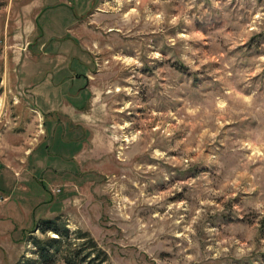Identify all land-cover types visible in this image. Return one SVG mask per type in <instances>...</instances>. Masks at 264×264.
<instances>
[{"label":"rangeland","instance_id":"374dc122","mask_svg":"<svg viewBox=\"0 0 264 264\" xmlns=\"http://www.w3.org/2000/svg\"><path fill=\"white\" fill-rule=\"evenodd\" d=\"M58 1L0 0V264L47 219L106 264H264V0ZM77 75L87 114L40 119Z\"/></svg>","mask_w":264,"mask_h":264},{"label":"trees","instance_id":"16d2710c","mask_svg":"<svg viewBox=\"0 0 264 264\" xmlns=\"http://www.w3.org/2000/svg\"><path fill=\"white\" fill-rule=\"evenodd\" d=\"M57 221V219H47L34 226V230H39L42 234L51 232L55 235V237L30 240L37 249L38 264H55L59 260H62L64 264H106L108 262L107 254L98 247L88 233L78 231L75 233L76 238L85 241L78 244L72 243L69 231L65 226H59Z\"/></svg>","mask_w":264,"mask_h":264},{"label":"crops","instance_id":"0c3cea01","mask_svg":"<svg viewBox=\"0 0 264 264\" xmlns=\"http://www.w3.org/2000/svg\"><path fill=\"white\" fill-rule=\"evenodd\" d=\"M58 2H60V4L63 3L62 5L67 4L68 6L72 5L71 3H73V2H69V1L66 2L64 0H59ZM43 7H45V4H44ZM50 7H53V4ZM79 8L82 9V5L80 7L77 6V9H75L76 10V15H79L78 14V9ZM73 10H74V8H73ZM71 13H72V10H71ZM68 19H70V17H68ZM75 19L76 18L73 16V20L71 22H69V27H71L75 23ZM68 30L71 32L70 29H68ZM41 46L43 47V44ZM70 51H74V50H70ZM75 51L77 52V50H75ZM71 55H73V54H71ZM85 69L88 70L82 64L80 71H83ZM71 80H76L75 82H77L78 80H80V84H79V87H78V89L76 91V95L71 94V96H72L71 97V102H65V103H63L60 99H58L57 101H55V100H53L54 98H52L51 100H47L46 103L42 102L40 104L41 106L37 105V103H34V109L33 110L36 112V115H38V117H40V119L43 120V118H46V117L58 116L59 114H62V115L68 116L70 118V120L73 121L79 115L82 116L84 114H87L85 112V110L83 111V108H85L86 111H87L88 108H87V105L84 104V101L85 100L83 98H84V95H85V91H86L85 89L86 88L84 89V86L82 87V82H85V81L87 82L88 78L85 75H82L80 77L77 75V76H74V77L72 76ZM62 94L65 95V91H63ZM78 98H80V99L78 100ZM45 155H44V157L47 156V155L46 156ZM29 156H30V154L26 153L25 160L26 159L28 160ZM46 160H47V157H46ZM26 165H28V164L27 163L26 164H21L16 169H20L21 170V168H23V167H25L26 169H28L29 166L27 167ZM25 168L22 169V170H25ZM21 176H23V175H21ZM40 182L42 183L43 180H40ZM21 183H22V184H20L21 195H22L21 197H23V199H26L25 197L26 196H29L30 193H31L30 188H29V184H28V182L25 183V181H23ZM34 196L35 197H32L31 200L32 201H37V203H38V201L43 202V198H45V196L43 195V193H37V194L34 193ZM7 198H9V197H7ZM46 208H47L46 210L48 212L49 211L52 212V210H53L52 207H50V208L46 207ZM32 209H29L28 211H26L27 212L26 213L27 214L26 217H28L27 219H31L33 217L34 211ZM26 217L23 216L24 225H27V223H28V220H26ZM29 223H31V220H30Z\"/></svg>","mask_w":264,"mask_h":264},{"label":"built area","instance_id":"2783aa9c","mask_svg":"<svg viewBox=\"0 0 264 264\" xmlns=\"http://www.w3.org/2000/svg\"><path fill=\"white\" fill-rule=\"evenodd\" d=\"M56 192L59 193L60 192V189H58Z\"/></svg>","mask_w":264,"mask_h":264}]
</instances>
